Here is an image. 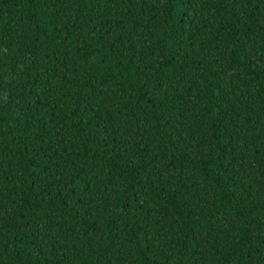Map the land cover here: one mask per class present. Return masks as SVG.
I'll return each mask as SVG.
<instances>
[{"label": "trees", "instance_id": "obj_1", "mask_svg": "<svg viewBox=\"0 0 264 264\" xmlns=\"http://www.w3.org/2000/svg\"><path fill=\"white\" fill-rule=\"evenodd\" d=\"M0 264H264V0H0Z\"/></svg>", "mask_w": 264, "mask_h": 264}]
</instances>
